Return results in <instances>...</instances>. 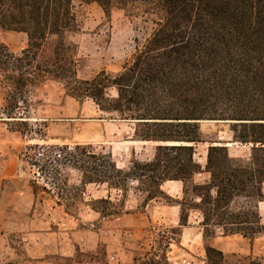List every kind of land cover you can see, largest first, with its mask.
<instances>
[{"label": "trees", "instance_id": "16d2710c", "mask_svg": "<svg viewBox=\"0 0 264 264\" xmlns=\"http://www.w3.org/2000/svg\"><path fill=\"white\" fill-rule=\"evenodd\" d=\"M81 1L96 3L106 17L113 9L139 11L153 17L155 28L136 42L118 72L80 79L76 47L68 40L78 30L74 0H0V30L27 38L18 54L0 42V122L24 126L16 112L28 104L30 88L50 80L66 97L90 100L109 119L132 124L131 141L152 145L151 154L139 160L132 151L123 170L110 152L91 144L46 147L43 165L36 166L45 186L30 182L34 197L38 189L56 192L55 204L70 214L78 200L85 203L87 186L105 187L106 196L90 197L85 206L110 219L123 214V199L135 184L142 206L164 199L178 207L180 228L187 226L189 211L198 212L206 264H262L251 256L225 255L207 241L217 231L249 241L264 237V0ZM204 121L229 124L231 142L249 146V156L232 157L226 144L211 142L204 165L198 163ZM63 169L77 172L78 184L70 185ZM168 182L182 184L181 199L161 189ZM113 191L121 202L112 200ZM135 264L168 262L165 254L148 252Z\"/></svg>", "mask_w": 264, "mask_h": 264}, {"label": "rangeland", "instance_id": "374dc122", "mask_svg": "<svg viewBox=\"0 0 264 264\" xmlns=\"http://www.w3.org/2000/svg\"><path fill=\"white\" fill-rule=\"evenodd\" d=\"M73 12L78 30L68 35V40L76 47L80 79H89L102 70L118 72L136 44L143 43L155 28L153 17L139 11L130 14L113 9L106 17L96 3L74 0ZM54 41V37L48 40L47 52ZM0 42L18 54L26 47L27 38L22 33L0 30ZM27 100L28 104H21L16 112L24 126L0 122V221L5 223L0 224L4 227L0 232V264H38L29 257L41 254L30 252L35 238L32 233L48 232L50 227L55 232H48L46 252L50 253L45 255L49 259L45 264H135L148 252L165 254L168 264H206L198 212L189 211L187 226L180 228L178 207H170L164 199L142 206L143 196L133 190L135 184L127 191L122 210L138 216L124 226L103 221L85 206L90 197L106 196L105 187L87 186L85 203L78 200L68 216L63 214V206L52 210L56 192L46 194L38 189L34 197L30 182L39 188L45 186L36 166L43 165L46 147L91 144L98 151L110 152L116 166L126 170L132 151L136 159L143 160L151 154L152 145L132 142V124L109 119L90 100L78 102L66 97L56 82L46 80L30 88ZM4 103L0 81V115ZM199 126L204 143L196 146L195 160L201 165L211 142L226 144L232 157L249 156V146L231 142L229 124L204 121ZM19 129L22 134L14 131ZM62 175L70 185L78 184L77 172L63 169ZM177 184L181 183H166L163 190L181 199ZM111 197L116 203L122 200L115 191ZM62 204L67 205L64 200ZM260 213L264 216V205ZM16 220L23 221L16 224ZM59 241L63 257L55 253L54 245ZM207 243L215 248L225 245V255L251 256L264 264V237L249 241L238 235L223 237L217 231Z\"/></svg>", "mask_w": 264, "mask_h": 264}, {"label": "crops", "instance_id": "0c3cea01", "mask_svg": "<svg viewBox=\"0 0 264 264\" xmlns=\"http://www.w3.org/2000/svg\"><path fill=\"white\" fill-rule=\"evenodd\" d=\"M165 184V183H164ZM178 185V191L182 192V184H177ZM164 186L161 187V189L163 190ZM164 191V190H163ZM168 196H171L169 193H167L166 191H164ZM33 195V194H32ZM34 196V195H33ZM172 197V196H171ZM149 204V203H148ZM147 204V205H148ZM146 205V206H147ZM170 207H174L172 205H169ZM176 207V206H175ZM63 209L62 206H58L57 204H54V208H52V210H55V209ZM91 211V210H90ZM92 212V211H91ZM94 213V212H92ZM63 214L65 216H68L64 210H63ZM98 218V214L94 213ZM138 216V214L136 213H132V212H123V214H121L119 217H116V218H110V219H102L103 221H108L109 223H114L116 225H122L124 226L125 222L128 223V222H132L136 219V217ZM23 220L19 221V220H16L15 223L16 224H19L20 222H22ZM2 222V223H1ZM0 224L2 225H5L4 223V220L0 221ZM132 225V224H131ZM4 229V227L0 226V232ZM48 232H55L53 231L54 229H52L51 227L48 228ZM47 231L44 232V233H32V235L35 237L34 240H33V243L32 245L30 246V252H33V251H36L37 253L41 252V254H39L38 256H31L29 254V257H32L34 259L37 260L38 264H45V263H48L49 262V259H46V256L45 255H48L50 253V251L46 252L48 246H47V240H48V237L50 236V233H48ZM52 234V233H51ZM223 237H230V236H223ZM248 240V239H247ZM121 244H124V240L121 241ZM123 246V245H122ZM212 246V245H211ZM55 253H57L58 255H60V257H63V254H62V242H56L55 245ZM213 247V246H212ZM221 247L223 248H215L219 251H223L224 249H226V246L225 245H222ZM44 251V252H42Z\"/></svg>", "mask_w": 264, "mask_h": 264}, {"label": "bare ground", "instance_id": "6f19581e", "mask_svg": "<svg viewBox=\"0 0 264 264\" xmlns=\"http://www.w3.org/2000/svg\"><path fill=\"white\" fill-rule=\"evenodd\" d=\"M168 183H172V182H168Z\"/></svg>", "mask_w": 264, "mask_h": 264}, {"label": "water", "instance_id": "95a60500", "mask_svg": "<svg viewBox=\"0 0 264 264\" xmlns=\"http://www.w3.org/2000/svg\"><path fill=\"white\" fill-rule=\"evenodd\" d=\"M213 122H217V121H213Z\"/></svg>", "mask_w": 264, "mask_h": 264}]
</instances>
